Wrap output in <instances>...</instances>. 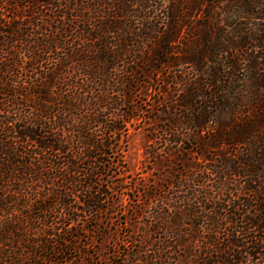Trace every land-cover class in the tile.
I'll list each match as a JSON object with an SVG mask.
<instances>
[{
  "label": "trees",
  "instance_id": "obj_1",
  "mask_svg": "<svg viewBox=\"0 0 264 264\" xmlns=\"http://www.w3.org/2000/svg\"><path fill=\"white\" fill-rule=\"evenodd\" d=\"M202 4L0 0V264H70L106 230L134 99L158 73L180 166L118 264H264V76L242 69L264 58L217 40L207 70L203 20L182 31Z\"/></svg>",
  "mask_w": 264,
  "mask_h": 264
},
{
  "label": "rangeland",
  "instance_id": "obj_2",
  "mask_svg": "<svg viewBox=\"0 0 264 264\" xmlns=\"http://www.w3.org/2000/svg\"><path fill=\"white\" fill-rule=\"evenodd\" d=\"M260 1L259 5L263 8L264 0ZM259 5L256 0H247L245 3L242 0H203L201 10L192 13L190 24L188 27L183 26L182 31L184 27L188 30L197 28L198 22L203 20L206 30L203 42L208 58L205 66L207 70L210 71L213 65L211 54L215 50L217 40L222 44L223 39L227 40L226 49L235 53L234 43H239L243 38L241 42H244L246 47V58L249 59L250 55L254 54L264 58V49L259 46V40L256 38H264V20L255 18L254 13L249 10L256 9ZM190 36L194 38V34L190 33ZM188 38L185 37L183 41ZM243 63L242 69H245L248 84L257 82L250 71H257L258 77L264 76V59L259 58L255 62L256 67L251 61L244 60ZM164 72V75L180 73L179 70L170 68ZM163 79L164 76L158 73L155 81L150 80L139 86L134 103L142 112L137 123L130 128L128 136L125 153L127 171L123 180L125 192L116 202L113 217L109 220L110 224L106 230L92 232L82 257H77L75 262L70 264H118L114 254L119 255L140 246L144 217L146 213L156 209L158 204L155 192L180 166L173 164L164 150L169 135L165 131L168 121L162 113L163 105L160 100ZM150 247L145 246L144 251L148 252ZM133 263L142 264L137 259L133 260Z\"/></svg>",
  "mask_w": 264,
  "mask_h": 264
}]
</instances>
